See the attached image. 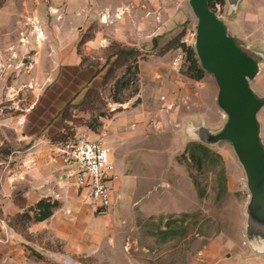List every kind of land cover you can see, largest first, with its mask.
<instances>
[{
  "label": "rangeland",
  "instance_id": "obj_1",
  "mask_svg": "<svg viewBox=\"0 0 264 264\" xmlns=\"http://www.w3.org/2000/svg\"><path fill=\"white\" fill-rule=\"evenodd\" d=\"M136 1L0 0V8L6 3L10 11L5 22L11 28V31H2L9 35L6 42H0V115L17 107L25 109L32 102L22 99V93L29 90V97L34 95L32 91L37 87L33 82L35 58L42 48L39 44L44 48L52 44L58 27L65 30L73 26L77 31L84 30L82 43L96 35V45L101 52L93 60L85 58L84 63L103 65L109 47L115 44L130 47L116 41L106 42L107 37L102 32L112 28V23L103 21V17L110 16L126 32L132 24L131 19L136 18V12L135 16L130 15ZM151 6L158 10L172 8L179 12L183 8L187 11L191 19L182 24L185 34L182 42L194 47L195 18L188 0H153ZM107 7L110 11L104 10ZM38 31L42 32V38L38 37ZM124 71L118 70L114 80ZM21 76L27 78L26 82ZM135 78L132 74L127 76L132 83L120 91L118 98L122 103H115L110 96L111 87H106L103 91L105 107L86 113L74 107L71 114L86 124H93L92 118L102 111L105 113L103 119H110L115 113L110 108H117V113L130 110L136 97L133 91L138 87ZM258 80L252 81L255 89L259 87ZM216 94L214 78L206 72L202 80L188 86L185 95L176 103L172 101L166 105V101L162 102L158 109H162L164 115H158L156 128L147 120L138 135L112 140L118 144L119 152H123L122 172L130 176V180L125 191L113 190L110 212L103 215L109 223L108 234L101 237L91 254L70 257L55 250H44L38 258L33 251L18 256L14 264H192L201 261L204 255L200 253L208 246L219 251H236L245 242L244 211L248 191L232 145L226 141L205 145L212 154L199 165L184 154L191 141L187 126L203 122L212 131L222 126L224 115L216 105ZM259 118L264 119V108ZM90 130L99 133L100 126L96 131ZM102 137L105 135L96 138ZM104 144L107 146L105 139ZM111 149L109 159L113 162L115 147ZM182 214L189 215L183 223L186 237L178 236L160 243L158 229H165L164 224L170 216L180 218ZM1 253L0 264H5L6 257ZM9 262L7 260V264Z\"/></svg>",
  "mask_w": 264,
  "mask_h": 264
},
{
  "label": "crops",
  "instance_id": "obj_2",
  "mask_svg": "<svg viewBox=\"0 0 264 264\" xmlns=\"http://www.w3.org/2000/svg\"><path fill=\"white\" fill-rule=\"evenodd\" d=\"M152 1H136L137 5L130 11L134 16L136 12V18L131 19L132 24L126 32L108 15L107 23H112V28L102 32L107 43L116 41L140 52L137 61L138 93L135 97L139 102L121 113L115 111L117 108H110L115 113L110 119L100 118V134L93 133L87 126L75 128L76 134L92 140L105 135L109 150L112 152L111 148L115 147V163L110 161L109 185L112 191H125L130 180V176L122 172L123 152H119L118 144L113 141L127 135H138L154 112L162 117L163 110L158 109L162 104L161 96L166 97V105L172 101L176 103L191 83H197L173 70L172 59L177 50L162 52L165 45L182 32V24L191 19L189 14L183 8L179 12L172 8L158 10L151 6ZM224 1L225 4L217 6L214 12L226 22L232 36L262 55L256 75L259 87L252 88L264 96V0H239L231 13H228ZM7 8L6 3L0 8V42H6L9 35L2 31H11L5 22L6 14L10 12ZM104 10L110 11L108 7ZM77 30L73 26L65 30L58 27L52 44L45 48L39 44L42 48L38 49L33 75L37 87L31 98L29 90L22 93V99H31L32 102L25 109L17 107L0 115V219L3 222L0 227V257L3 258L1 252H4L5 264L7 260L14 264L13 260L18 256L33 251L36 255L44 250H55L70 257L88 255L109 231V223L103 215L110 210L98 213L83 201L76 186V165L64 163L56 152V143L52 142V137L64 130L61 111L68 102H80L88 88L104 91L111 87V84L103 86L106 69L101 70L102 65L84 63L85 58L93 60L101 52L96 45V35L82 43L84 30ZM20 79L26 82L27 78L21 76ZM259 115L260 112L258 120L264 142V119ZM42 199L59 204L48 219L28 223L14 220L17 214ZM248 200L249 194L246 204ZM244 236L245 242L236 251H219L208 246L200 253L204 255L201 261H193L192 264H264V253L253 249Z\"/></svg>",
  "mask_w": 264,
  "mask_h": 264
},
{
  "label": "water",
  "instance_id": "obj_3",
  "mask_svg": "<svg viewBox=\"0 0 264 264\" xmlns=\"http://www.w3.org/2000/svg\"><path fill=\"white\" fill-rule=\"evenodd\" d=\"M238 2L226 0L228 13L235 11ZM188 5L195 18L193 48L201 68L217 85L216 105L224 122L216 131L202 122L187 126L186 132L191 141L204 145L219 141L232 145L249 194L245 235L253 249L264 253V142L258 120L264 96L252 88L262 55L229 33L226 22L209 7L208 0H188Z\"/></svg>",
  "mask_w": 264,
  "mask_h": 264
},
{
  "label": "trees",
  "instance_id": "obj_4",
  "mask_svg": "<svg viewBox=\"0 0 264 264\" xmlns=\"http://www.w3.org/2000/svg\"><path fill=\"white\" fill-rule=\"evenodd\" d=\"M209 7L215 11L217 6H223L225 4L224 0H208ZM0 3V7H1ZM184 32L182 31L174 38H172L163 48L162 52H167L170 49L181 48L186 53V65L185 69L182 70L181 74L185 77L194 80L200 81L205 76V71L201 68L199 61L196 57L194 48L187 46L185 42H182L184 37ZM81 44V43H80ZM110 50H112L110 52ZM140 58V52L135 48L121 46L115 44L109 47V53L105 59V63L102 65L101 70L106 69L105 76L103 78V86H107L113 82L111 86L110 96L115 103H122L118 98V95L121 90L125 89L128 86V83H132L127 76L132 74L136 76L135 80L138 83L137 78V61ZM113 60V61H112ZM125 69L124 73L114 80V76L118 70ZM133 95L138 93V87L133 91ZM139 99H136L134 104H137ZM105 107L106 103L103 98V89L97 90L93 88L86 89L83 94L82 99L78 103L73 101L68 102L61 111L62 119L64 121V130L55 136L52 137L53 143L64 142L70 137H73L76 134L75 128L78 126H87L89 129L94 131L97 130V126H100L98 119L105 116V113L102 111L99 116L93 117V124H86L81 118L76 117L71 114V110L76 107L80 111L93 112L97 111L99 107ZM96 122V123H95ZM184 154L188 155V158L195 162L197 165L202 164L204 158L209 154H212L209 147L199 143L190 141L185 147ZM59 206L58 202L51 201L48 199H42L37 202L34 206L30 207L28 210L23 213L17 214L14 217V220L17 222H41L48 219L53 212ZM188 214H182L180 218H173L170 216L167 218L164 227V230L158 229V235L160 236V243H166L175 239L176 237H186V227L183 225L185 219L188 217ZM13 223L10 224L12 226ZM38 258H41L37 254Z\"/></svg>",
  "mask_w": 264,
  "mask_h": 264
},
{
  "label": "built area",
  "instance_id": "obj_5",
  "mask_svg": "<svg viewBox=\"0 0 264 264\" xmlns=\"http://www.w3.org/2000/svg\"><path fill=\"white\" fill-rule=\"evenodd\" d=\"M177 54L172 59L173 70L181 74L186 65V53L176 48ZM161 102L166 97H160ZM158 114L154 112L148 119V124L157 127ZM104 137L95 140L85 135L75 134L64 142L55 144L56 152L66 164H75L76 186L83 196V201L98 213H105L112 206L111 180L112 164L109 159V148L104 144ZM3 222L0 219V227Z\"/></svg>",
  "mask_w": 264,
  "mask_h": 264
},
{
  "label": "bare ground",
  "instance_id": "obj_6",
  "mask_svg": "<svg viewBox=\"0 0 264 264\" xmlns=\"http://www.w3.org/2000/svg\"><path fill=\"white\" fill-rule=\"evenodd\" d=\"M103 21L107 22V17L106 16L103 17ZM38 37L42 38V34L39 31H38Z\"/></svg>",
  "mask_w": 264,
  "mask_h": 264
}]
</instances>
